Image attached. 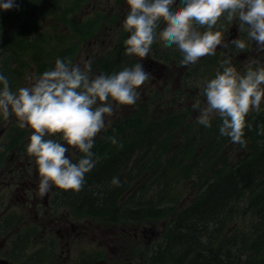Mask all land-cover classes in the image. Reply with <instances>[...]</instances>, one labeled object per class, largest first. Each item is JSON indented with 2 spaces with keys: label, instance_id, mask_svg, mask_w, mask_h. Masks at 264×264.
<instances>
[{
  "label": "trees",
  "instance_id": "1",
  "mask_svg": "<svg viewBox=\"0 0 264 264\" xmlns=\"http://www.w3.org/2000/svg\"><path fill=\"white\" fill-rule=\"evenodd\" d=\"M82 1L14 0L18 7L0 9V73L10 71V84L17 86L20 80L19 71L10 69L11 61L28 57L39 71L51 67L49 56L44 59L41 53L53 37L41 31L40 20L69 24ZM72 26L85 36L95 23ZM152 48L154 58L164 64L179 59L161 43ZM71 54L69 49L59 52L61 58L72 59ZM125 63L130 58L121 52L104 73L119 72ZM27 65L22 63L21 68ZM176 93L185 94L183 90ZM181 99H175L180 111ZM131 107L122 119L111 122L105 118V128L94 138L92 149L98 160L85 175L84 188L61 191L59 205L68 208L75 219L89 218L104 225L165 223L158 248L147 253V264H231L227 260L233 255L242 260L232 264H264V113L249 114L244 136L247 147L232 166L224 152L231 140L221 136V122L205 127L187 123V117L176 109L159 112L151 103L140 101ZM0 130L8 137L15 131L4 120ZM113 135L119 142L116 145L107 139ZM20 138L14 135L6 154ZM76 151L71 158L74 163L83 156ZM6 160L9 154H0V166ZM113 177H119V187L111 184ZM46 257L47 253L41 260Z\"/></svg>",
  "mask_w": 264,
  "mask_h": 264
},
{
  "label": "clouds",
  "instance_id": "2",
  "mask_svg": "<svg viewBox=\"0 0 264 264\" xmlns=\"http://www.w3.org/2000/svg\"><path fill=\"white\" fill-rule=\"evenodd\" d=\"M126 2L130 10L122 28L130 35L124 41L125 54L139 57L140 62L110 75L93 76L90 59L81 57L73 63L71 58H57L53 68L15 91L7 76L0 73V116L7 120L14 115L18 127L33 130L26 151L38 168L41 197L53 186L75 192L84 188L85 175L98 160L92 151L94 138L105 128V117L113 115L112 102L131 106L138 100L137 89L151 75L141 61L155 43L165 48L175 46L182 55V65L195 64L202 57L214 56L217 47L224 44L225 25L221 21H226L236 22L239 33L245 34L230 41L235 49L244 52L248 41H253L264 51V0H181L180 5L176 0ZM14 7H18L14 0H0V9ZM258 64L251 61L241 73L230 58L222 60V71L218 69L215 77L203 84L205 106L199 100L193 104L199 113L198 124L211 127L212 120L219 117L221 136L245 148L247 116L252 111L259 113L264 100V65L254 67ZM57 135L64 143L51 138ZM107 139L113 145L119 143L114 135ZM65 144L83 154L78 162L69 158ZM120 183L119 177L111 180L116 187Z\"/></svg>",
  "mask_w": 264,
  "mask_h": 264
},
{
  "label": "rangeland",
  "instance_id": "3",
  "mask_svg": "<svg viewBox=\"0 0 264 264\" xmlns=\"http://www.w3.org/2000/svg\"><path fill=\"white\" fill-rule=\"evenodd\" d=\"M72 4H75V0H69ZM76 12L72 16V22L69 24L58 23L53 20H40L43 24L41 31L50 34L53 40L49 41V47L46 52H42L41 55L44 59L49 56L50 68L54 67L55 61L59 56V52L63 49H69L72 51V61L73 63H78L80 58L83 57L86 60L92 61V73L91 75H98L100 73L106 72V67L111 68L115 61L119 58L121 52H125L124 41L128 38V33L122 28L123 21L130 10L126 0H83L77 3ZM34 17V15H33ZM85 21H93L95 26L90 34L79 35L72 23L82 25ZM17 25V24H16ZM15 25V26H16ZM233 27L236 26V22L231 24ZM163 27V25H161ZM77 44L78 46H74ZM159 42L155 43V47ZM165 48V47H164ZM168 51L177 50L175 46L172 48H165ZM179 52V51H178ZM179 54H181L179 52ZM128 56V55H127ZM130 58V63L124 64L126 66H132L137 62H140V58L137 56H128ZM63 59V58H61ZM149 60V55L141 61L146 72L150 73L148 80L137 89L139 93V98L137 101L141 103H148L154 107L156 111H163L162 108L176 109L181 114L187 117V123H198V110L193 108V104L196 102L195 95L187 100L188 95H182V102L180 109H178V101H170L179 97L176 95L175 79L177 72L172 69L163 70L158 65L153 64ZM19 63V65L17 64ZM22 63L28 64L27 68H21ZM133 63V64H132ZM11 70H18L20 74L19 84H10L13 91L17 90L19 87L29 86L33 82V78L39 76L43 71H39L36 68L34 62L30 61L28 57L21 58L16 61H11ZM47 69V70H49ZM173 73L174 77L168 79V71ZM10 71H8L5 76H10ZM203 87V86H202ZM175 88V90H174ZM174 90V91H173ZM196 91V90H195ZM202 90H198L197 96H199V101L205 106L206 98L201 94ZM165 95H162V94ZM151 94H153L151 98ZM151 98V99H150ZM150 102V103H149ZM113 103V115L106 116L105 118H110L111 122L122 119L125 117L132 107L129 105H117ZM130 107V109H129ZM261 112H264V104L261 103ZM216 117L212 120V124L216 125L220 122ZM9 122L11 126L15 129L12 137H8L4 130H0V154L7 156L9 154V160H6L0 166V200H4L0 204V218L3 215L15 213L17 216L15 219L9 220L10 225V247H20L23 253V262L34 261L39 259L41 254L39 250L41 243L46 246L54 247L57 240H62L63 246H60L56 254L62 258H68V252H70V258L68 264H89L90 262H95L100 257V260H105L109 264H147L146 260L149 259L148 252H152L158 248V244L161 242V236L165 230V223H159L156 225H135L130 222H122L118 225H104L99 224L98 221H93L89 218H74L71 211L61 205H55L57 200L63 198L61 189L52 187L53 194L51 198L50 206L45 205V198L38 195V189L29 188L31 186L25 187L27 191L26 198L27 202H19L18 197H22L23 194L11 184L14 180L13 177H27L28 175L23 173L27 167L30 165L34 169H38L33 157H30L26 151L27 145L30 142V136L32 134V129L26 127L21 129L18 127V121L14 115H10L7 120L0 116V122ZM110 122V123H111ZM195 123V124H196ZM6 126V125H5ZM21 135L19 143L14 146L11 150L5 153L6 146L14 139V135ZM46 139L49 137H45ZM53 139L60 140L64 143L60 136L51 137ZM67 155L71 159L77 149L71 148L70 146ZM226 153L228 163L232 166L238 164L241 156L244 154L243 148L239 144H233L226 146L224 148ZM249 150L247 151V153ZM11 168H15L12 172ZM11 172V173H10ZM38 180L33 179L35 182L39 183L40 177L37 175ZM22 178V179H23ZM18 184V183H17ZM32 188V187H31ZM50 191V195H51ZM61 192V193H60ZM60 193V194H59ZM55 196L57 198L55 199ZM21 199V198H20ZM22 201V200H20ZM32 204L29 206V204ZM41 204V206L39 205ZM57 219V220H56ZM58 224L66 223L72 228L69 233L59 234L58 227L55 226L54 221ZM26 225L25 228L19 231L18 237L15 238L18 233L19 225ZM38 226V236L34 232V226ZM46 225V227H44ZM48 229V230H47ZM47 232L45 233V231ZM62 235H66L62 238ZM231 240V237H229ZM4 241V237L0 234V243ZM9 247L5 249L8 250ZM47 252V251H46ZM100 254V256H99ZM11 255H17L13 250ZM242 260L241 257L233 255L231 259L232 263H236ZM222 263L226 261L221 260ZM242 262V261H241Z\"/></svg>",
  "mask_w": 264,
  "mask_h": 264
},
{
  "label": "flooded vegetation",
  "instance_id": "4",
  "mask_svg": "<svg viewBox=\"0 0 264 264\" xmlns=\"http://www.w3.org/2000/svg\"><path fill=\"white\" fill-rule=\"evenodd\" d=\"M221 23L225 25L223 29L224 44L222 46L217 47L216 54L214 56L210 55V56L202 57L195 64H190L187 66L182 65L181 64L182 55L179 54L178 50L176 51L172 50L176 52L179 58L178 61L173 62L172 64L161 63L160 61L154 58L151 52L149 53V61H151L153 64L158 65L163 70L172 69L174 72H177L175 79L176 82L175 88L177 87L178 90H183L185 92L184 95H188L187 99H190L192 95H195L196 101L199 100V96H197L198 90H202V86L205 83V81L215 77V73L218 69L222 71L220 67V62L224 59L230 58L232 65L235 66L237 70L240 71L241 73L245 71V65L253 60L259 61V64L254 65V67L264 65V51L258 50L255 46V42L248 41V48L244 52H240L230 44V41L232 39L238 38L239 35L243 38L245 35L244 33H239L237 24L235 27H233L231 24H228L226 21H221ZM203 30L204 29H201V31ZM173 77H174L173 73H170L169 70L167 78L172 79ZM262 103L264 104V100H262ZM249 114L247 118H249ZM14 169L15 168H11L10 171L12 172ZM32 169L33 167L30 165V167H27L26 170L23 172L28 175L26 178L25 177L23 178V175H21V177H13L14 180L12 181L11 184H14V186H16L19 192L23 194L22 197H18L19 199L17 200L19 202L26 203L28 201L26 198L27 191L29 192L32 189H38L39 183L33 180L34 178L38 180L37 177V175H39L38 169H34V171H32ZM28 186H31L32 188L30 187L29 190L25 191L26 190L25 187ZM52 194L53 192L51 193V195L48 194L47 196L44 197L45 205L50 206L51 201H49L50 200L49 198H51ZM56 198L57 196H55V199ZM3 201H4L3 199L0 200V204H2ZM31 205L32 204L30 203L29 206ZM39 205L41 206V204ZM55 205H59L58 201H56ZM13 215L16 214L10 213L3 215L0 218V234L4 237V241L0 243V259H4L8 261L9 264H33V261L25 262V263L23 262V253L20 247H10L11 235L9 228L11 224L9 223V220ZM56 220L54 221V223L55 226L58 227V233L67 235L72 227L64 222L63 223L60 222V224H58ZM25 227L26 225H24L23 223L18 226V228L16 229L18 230V233L16 234L15 238L18 237L19 231ZM44 227H46V225H44ZM37 228L38 226L35 225L34 232L36 236L39 238ZM47 230L45 231V233L47 232ZM66 235H62V238L65 237ZM12 241L14 240H11V242ZM40 244L41 245L39 246L41 247V249L39 250L38 254H41V257L39 259H35L34 261L41 260L46 253H47V257L41 260L38 264H68L71 254L70 252L67 253L68 258H62V259L56 254L58 248L64 245L62 240H57L56 245H54V247L44 245V243H41V240H40ZM7 247L9 248L7 251H5ZM12 250L16 252L17 255L12 256L11 255Z\"/></svg>",
  "mask_w": 264,
  "mask_h": 264
},
{
  "label": "water",
  "instance_id": "5",
  "mask_svg": "<svg viewBox=\"0 0 264 264\" xmlns=\"http://www.w3.org/2000/svg\"><path fill=\"white\" fill-rule=\"evenodd\" d=\"M0 264H7V263L5 261L1 260L0 261ZM93 264H109V263L106 262V261L101 260V261H98V262L93 263Z\"/></svg>",
  "mask_w": 264,
  "mask_h": 264
}]
</instances>
